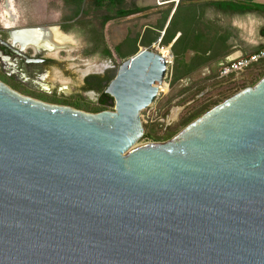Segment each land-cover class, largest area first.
Returning <instances> with one entry per match:
<instances>
[{"label":"water","instance_id":"water-1","mask_svg":"<svg viewBox=\"0 0 264 264\" xmlns=\"http://www.w3.org/2000/svg\"><path fill=\"white\" fill-rule=\"evenodd\" d=\"M167 69L139 51L94 114L0 81V264H264V77L138 144Z\"/></svg>","mask_w":264,"mask_h":264},{"label":"rangeland","instance_id":"rangeland-1","mask_svg":"<svg viewBox=\"0 0 264 264\" xmlns=\"http://www.w3.org/2000/svg\"><path fill=\"white\" fill-rule=\"evenodd\" d=\"M39 13L37 17L32 18V23L24 21L23 23L32 24L39 28H52L63 34L69 41V47L61 49L55 56L71 74V78H63V70L54 68L52 70L51 81L54 84L65 83L69 86L70 95L67 100L56 101L52 104L60 106L64 102H76L82 99L88 109H83L85 113H93L92 108L96 106L98 96L92 93L78 95L77 91L81 86L85 74L100 73L105 68L107 70H117L120 66L135 55L130 57L125 54L130 53V40L135 39L136 30L131 21L118 18L102 26L103 17L114 15L115 8L103 6L96 10L93 6L84 3L82 13L75 17V8L67 5L64 0H34ZM135 0H126L123 7L133 8ZM138 1V0H137ZM136 1V2H137ZM165 1V0H161ZM210 0L201 1L202 4ZM259 4H264V0H255ZM145 2H148L146 0ZM158 2V1H157ZM189 3V2H184ZM156 4L153 5L154 15L162 17V8ZM29 11L32 12L30 9ZM200 29V38L207 39L199 46L200 49H207V54H215V50H221V43H224V52L218 53L210 62L202 65L194 74L172 83L173 66H170L168 75L164 84L160 88L159 95L155 102L141 113V120L147 127V131L156 137H161L167 128H180L178 133L185 128L182 124L193 114L205 106L210 109L216 103L222 102L238 91L253 86L257 82L262 72V64L257 63L250 69L233 74L228 77H219L217 70L218 57L229 55L234 58L245 57L259 50L264 46V35L261 29L264 27V16L255 13L225 14L215 8H208ZM160 34L156 36V43ZM200 39V40H201ZM129 41V42H128ZM186 38V42H187ZM121 52L117 47H120ZM219 47V48H218ZM148 49L157 53L155 45H139L138 52ZM221 52V51H220ZM168 57V53L165 52ZM205 52H198L196 49L189 50L183 57L184 64L191 63L196 56L204 58ZM63 85V84H62ZM71 107V106H69ZM74 108V107H72ZM75 109V108H74ZM114 108L109 109L113 111ZM79 110V109H77ZM145 135V134H144ZM148 142H166L153 141L143 136L138 144Z\"/></svg>","mask_w":264,"mask_h":264},{"label":"flooded vegetation","instance_id":"flooded-vegetation-1","mask_svg":"<svg viewBox=\"0 0 264 264\" xmlns=\"http://www.w3.org/2000/svg\"><path fill=\"white\" fill-rule=\"evenodd\" d=\"M36 9L34 0H0V51L3 53L0 55V81L23 96L52 104L67 100L72 95L69 93L68 85L54 84L51 81L52 70L56 67L63 70V78L72 77L64 65L55 58L59 50L54 51L41 44L35 37L38 32H33L35 33L33 37L22 43L26 48L21 53H16L18 48L9 47L8 42L10 31L39 28L23 23L24 21L32 23V18L39 14ZM114 76L115 71H108L107 68L103 73L85 74L77 94L95 92L99 97L97 90L107 84L108 78Z\"/></svg>","mask_w":264,"mask_h":264},{"label":"trees","instance_id":"trees-1","mask_svg":"<svg viewBox=\"0 0 264 264\" xmlns=\"http://www.w3.org/2000/svg\"><path fill=\"white\" fill-rule=\"evenodd\" d=\"M67 5H71L75 8V17H77L80 13H82V5L84 3H88V5L93 6L96 10H99L103 8V6L107 5L112 8H115V14L114 15H106L103 17L102 20V26L104 27L108 22L113 21L118 18H127L134 14L136 11L135 8H124L123 4L126 2V0H64ZM181 4V3H180ZM179 4V6H180ZM207 7H214L217 10H220L222 12H227L231 14H247V13H255L258 15L264 16V5L255 3L254 0H246V2L240 3L236 1H222V0H211L209 2L204 3ZM179 6L173 15L168 28L165 30V34L163 36V43L165 45H169L173 42L175 39L177 33H180L179 31H172V27H175V18L177 16V12L179 9ZM168 16V15H167ZM173 32V36H171V33ZM196 29L193 28V25L186 24L184 26V29L181 31V36L176 40L172 47L173 54L175 56L174 60V68H173V77H172V83H176L179 80H182L184 78H187L188 76L194 74L202 65H205L207 62L211 60L210 57L207 59H201V57L196 56V58L189 63L188 65L184 64L183 57L184 55L193 48V35H196ZM187 38V42H186ZM131 49L132 51L130 53L125 54V56L130 57V55H136L138 53V46L136 41L131 42ZM264 48H261L256 52H259ZM253 54V53H251ZM262 64V72L259 76V79L257 82H253V86L258 83L263 77H264V60L259 62ZM117 74V70H115V76ZM114 76V77H115ZM108 78L107 84L105 86L100 87L97 90V93L99 94L98 101L96 103V106L91 109L93 113H99L102 111H106L109 109L114 108V100L111 96L106 94V88L107 85L114 79ZM220 102L216 103L215 105L219 104ZM65 105L74 107L75 109L83 110L88 109L87 105L83 102L82 99H77L76 102H64ZM210 109V106H205L192 116H190L183 124L182 126L186 127L188 124H190L192 121L197 119L199 116L204 114ZM145 129V135L144 137L151 139L153 141H168L172 137H174L180 128L177 129H171L167 128L163 136L156 137L155 135L150 134L149 131H147V127L144 125Z\"/></svg>","mask_w":264,"mask_h":264},{"label":"crops","instance_id":"crops-1","mask_svg":"<svg viewBox=\"0 0 264 264\" xmlns=\"http://www.w3.org/2000/svg\"><path fill=\"white\" fill-rule=\"evenodd\" d=\"M136 1L137 0L134 1V7H133L136 9V11L134 12V14L132 16L127 17L124 20L131 21V23L133 24V28L137 32L136 37H135V39H133V41H136L138 47H139V45H153L156 43L155 41H156L157 34H160V37L164 36L165 30L168 28L169 23H170L173 15L175 14L179 5H176L175 3H173L172 2L173 0H165L164 2L162 1L163 3H165L164 5H160V6H165L164 8H162V10H163V12L161 14L162 17H157L156 15H154V9H152L153 5L155 4V0H148V2H145L146 0H138L137 2ZM157 1L158 0H156V4L158 5ZM201 1H204V0H201ZM201 1H190L189 3L183 2L180 4L178 12H177V16L175 18V22H176L175 27H172V31L176 30V31H179L180 33H177L175 39L173 40V42L171 44L165 45L163 43L166 47H168L170 49L172 54H173L172 47H173L174 43L176 42V40L181 36V31H182V29H184V26L187 23L193 25V28L196 29V32H197L196 35L192 36L193 37V43H194V46L192 49H196L198 52H200V51L205 52L204 58H203L204 60L207 59L208 57H210L211 60H213L212 58L216 57L218 53H222V51L224 50L223 49V48H225L224 43H221L220 46L222 49L218 50L219 51L218 53H217V50H215L214 55L213 54L211 55L210 53L207 54L208 51L206 48H204V49L199 48V46L203 45L207 40V39L204 40V39L200 38L201 33L199 31L202 27V24H203L202 21L204 20L205 13H206L207 9L211 8V7H207L204 4H202ZM243 2H246V0H244ZM243 2H240V3H243ZM254 2L258 3L255 0H254ZM212 8H214V7H212ZM220 12H222V11H220ZM222 13L231 14V13H227V12H222ZM234 15H236V14H234ZM243 15H245V14H243ZM261 32H262V35H264V27L261 29ZM59 35L61 36V38L63 40H65L67 42V44H70V39H68L69 41H67L60 31H59ZM171 36H173V32L171 33ZM131 42H132V40H130V44H131ZM129 46H131V45H129ZM67 47H69V46H67ZM126 48H127V46L125 47V50H126ZM261 48H264V46ZM117 49L119 51L121 49V46L117 47ZM121 50H124V49H121ZM121 50L119 52H121ZM127 51H128V49L126 50V52ZM229 55L222 56V58H221V56L218 57V59L220 58L216 64L218 71H219L221 63L226 61V59L228 57H230ZM173 56H174V54H173ZM168 57H169V55H168ZM174 60H175V56H174ZM62 84H65V83H62Z\"/></svg>","mask_w":264,"mask_h":264},{"label":"built area","instance_id":"built-area-1","mask_svg":"<svg viewBox=\"0 0 264 264\" xmlns=\"http://www.w3.org/2000/svg\"><path fill=\"white\" fill-rule=\"evenodd\" d=\"M190 1H201V0H173L172 2L175 3L176 5H179L180 3L190 2ZM222 1H228V0H222ZM230 1L243 2L244 0H230ZM164 4L165 3H163L161 0H158V5H164ZM162 40H163V36H161L158 39V42L155 43L154 45H155V48L158 54L163 56L165 52L169 53L168 58L164 57L166 64H167V68H168L167 74H166V77H167L170 66H173L174 64V56L171 53L170 49L163 44ZM262 60H264V49L260 50L259 52L250 54L245 57H241L233 61H224L220 65L218 75L219 77L223 78V77H228L233 74L242 73L250 69L251 67H253L254 65H256Z\"/></svg>","mask_w":264,"mask_h":264},{"label":"bare ground","instance_id":"bare-ground-1","mask_svg":"<svg viewBox=\"0 0 264 264\" xmlns=\"http://www.w3.org/2000/svg\"><path fill=\"white\" fill-rule=\"evenodd\" d=\"M34 34L35 33H33V35ZM35 35H36L35 37L37 38V40L41 44L46 45L48 48H50L54 51L64 49L65 47L68 46L67 42L61 38L59 33L57 31L52 30V28H50L48 30V32H46V33L45 32H38ZM19 38L20 37H17L16 40H19ZM17 44H19V42ZM163 57L168 58L167 54H165V53H164Z\"/></svg>","mask_w":264,"mask_h":264}]
</instances>
